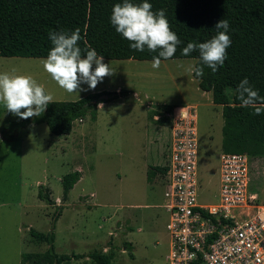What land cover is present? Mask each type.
I'll use <instances>...</instances> for the list:
<instances>
[{
	"label": "rangeland",
	"instance_id": "1",
	"mask_svg": "<svg viewBox=\"0 0 264 264\" xmlns=\"http://www.w3.org/2000/svg\"><path fill=\"white\" fill-rule=\"evenodd\" d=\"M45 58L0 56V74L31 76L53 100L117 88L128 93L102 102L94 120L77 119L62 135L51 134L44 122L17 126L21 118L0 103V264H20L23 252L48 247L30 228L53 229L56 252L81 255L69 264H94L88 256L94 250L111 252V264H168L164 174L158 171L151 180L146 175L148 164L164 166L168 153L170 131L160 102L196 105L197 200L210 204L219 192L222 107L211 103V92H202L187 71L195 58L162 59L155 69L153 60L103 59L114 73L95 89L82 83L87 90L77 93L51 79L41 63ZM72 170L81 177L61 201V177ZM251 174L252 190L264 197V157L251 161ZM40 186L54 204L38 198ZM57 205L61 213L53 222Z\"/></svg>",
	"mask_w": 264,
	"mask_h": 264
},
{
	"label": "trees",
	"instance_id": "2",
	"mask_svg": "<svg viewBox=\"0 0 264 264\" xmlns=\"http://www.w3.org/2000/svg\"><path fill=\"white\" fill-rule=\"evenodd\" d=\"M124 0H0V56L47 57L53 47L50 32L71 33L80 30L78 46L82 56L89 48L103 59L153 60L157 52L147 48L138 51L130 48V41L116 32L110 23L113 6ZM140 4L145 0H129ZM152 11H165L170 29L177 34L181 44L172 58H195V64L203 66L204 75L195 78L202 91L211 92L212 103L220 105L222 115L223 152H245L250 160L264 157V111L253 114L252 108L240 106L234 95L238 83L247 78L250 85L264 98V0H146ZM229 22L227 34L231 45L226 49L227 58L218 71L202 65L199 53L182 54L189 42L202 43L216 35L217 21ZM222 31V29H221ZM170 58V59H172ZM163 58H161L162 60ZM231 91V94L228 93ZM128 90H100L76 100H53L39 117L21 119L17 126L44 122L53 135L68 134L73 122L89 115L96 117L98 105L122 95ZM170 111L172 105L162 104ZM165 174V166H149L147 179L156 172ZM81 177L79 170H72L61 177V201L67 199L70 189ZM253 189V187H252ZM38 198L54 204L48 190L40 186ZM61 213L55 207L52 221ZM53 228V227H52ZM38 242L46 243L43 251H26L21 254L20 264H69L72 257L80 254L58 253L54 249L53 229L42 232L29 229ZM94 264H111L112 253L94 250L88 254Z\"/></svg>",
	"mask_w": 264,
	"mask_h": 264
},
{
	"label": "built area",
	"instance_id": "3",
	"mask_svg": "<svg viewBox=\"0 0 264 264\" xmlns=\"http://www.w3.org/2000/svg\"><path fill=\"white\" fill-rule=\"evenodd\" d=\"M161 115L170 131L163 187L168 264H264V197L252 190L249 155L221 152L217 200L199 203L196 105Z\"/></svg>",
	"mask_w": 264,
	"mask_h": 264
},
{
	"label": "clouds",
	"instance_id": "4",
	"mask_svg": "<svg viewBox=\"0 0 264 264\" xmlns=\"http://www.w3.org/2000/svg\"><path fill=\"white\" fill-rule=\"evenodd\" d=\"M110 23L116 32L131 42V49L144 51L147 48L151 52L158 51V56L153 57L154 69L160 67L161 58H172L177 46L181 44L177 34L169 27L165 11L159 9L153 12L152 5L146 0L140 4L131 3L129 0L115 4ZM214 28L217 32L211 39L202 43L189 42L181 50L185 56L194 51L198 52L202 65L209 67L212 72L218 71V66H223L227 58L226 49L231 45L230 36L227 34L229 22L220 19ZM49 38L53 47L41 63L51 79L66 92L87 90L80 87L82 83L87 84L89 89H95L106 76L114 73L113 69L103 62V56L98 55L94 49L89 48L82 56L78 46L79 29L70 34L53 31L49 33ZM187 71L194 73L195 78L204 75L203 66L200 64L189 65ZM234 95L240 101V106L252 108L253 114L259 115L264 111V98L260 97L247 78L238 83ZM52 101L53 97L45 94L43 86L38 85L31 76L0 74V103L14 116L21 119L39 117Z\"/></svg>",
	"mask_w": 264,
	"mask_h": 264
},
{
	"label": "crops",
	"instance_id": "5",
	"mask_svg": "<svg viewBox=\"0 0 264 264\" xmlns=\"http://www.w3.org/2000/svg\"><path fill=\"white\" fill-rule=\"evenodd\" d=\"M137 60V59H136ZM119 88H117L116 90H118ZM202 92H204V93H207L208 91H202ZM203 93V94H204ZM133 94H135V92H133ZM144 98L145 99H147V96L144 94ZM137 98H138V96H137ZM212 103V102H211ZM162 104H168L167 102H165V101H162V102H160L159 103V105L161 106ZM173 104V103H172ZM184 104H189V103H184ZM184 104H174V105H172V109L171 110H175L178 106H181V105H184ZM193 104V103H192ZM213 105H214V103H212ZM102 105V103H100L99 105H98V107L99 106H101ZM169 105H171V104H169ZM216 105V104H215ZM145 107L147 108V109H149L150 107H149V105H148V103H146L145 104ZM154 115V114H153ZM153 115H152V118L154 119V117H153ZM156 120V119H155ZM149 166H155V164H148V167ZM146 174H147V170H146ZM153 178V177H152ZM151 178V179H152ZM150 182H152V181H150Z\"/></svg>",
	"mask_w": 264,
	"mask_h": 264
}]
</instances>
